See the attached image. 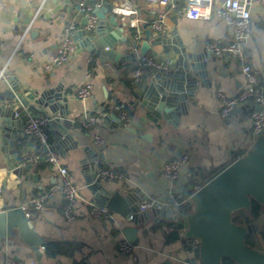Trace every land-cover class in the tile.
<instances>
[{"label":"crops","instance_id":"crops-1","mask_svg":"<svg viewBox=\"0 0 264 264\" xmlns=\"http://www.w3.org/2000/svg\"><path fill=\"white\" fill-rule=\"evenodd\" d=\"M83 1L94 8L99 0H0V94L8 91L9 81L14 77L39 92L56 86L63 88L68 96L65 107L68 111L63 120L73 137L66 139L60 129L51 124L49 132L53 144L56 145L60 138L62 146L56 147L60 163L68 168L82 195L78 202L79 216L74 220L62 213L64 198L60 192L46 198L43 211H36L32 200L60 183L58 171L44 159V148L29 136L27 142L17 141L19 162L21 166L28 164L23 162L24 154H32L36 160L27 174L16 173L10 166L12 152L4 149L3 132L0 131V210L22 206L34 217L35 229L47 242L41 246L42 257L38 259L30 244L16 232L2 240L0 264H5L8 255L15 256L18 264H193L180 256L186 242L194 239L185 237L186 229L177 220H156L152 214L136 224L131 214L123 217L113 212L114 220L90 215L89 203H102L89 188L84 163L87 160L93 172L101 167L125 174L121 180L102 181L111 193L120 190L126 194L139 189L146 196L177 208L180 213L184 212L185 202H190L193 210L190 195L195 180L190 173L196 172L201 178L210 180L251 150L257 139L252 131L251 105L239 106L224 117L217 96L218 91L234 96L246 86L240 58L210 54L206 49L212 41L226 43L231 28L215 18H188L184 13L185 0H177L174 4L123 0L122 7L136 12L117 13L128 41L118 40L115 49L123 54L135 52L136 60L103 61L86 48H77L65 63L49 68L67 24L75 22V33L81 29L86 17L80 10ZM107 1L101 0L102 5ZM161 15L167 27L165 34L151 27ZM252 20V36L245 52L247 62L264 85V4L253 6ZM147 30H151V48L147 56L160 64L156 70L165 66L171 70L177 58L172 47L166 49L156 41L160 35L174 36L177 46L188 52L207 55L205 84L198 80L194 97L186 99L189 104L179 119L136 104L138 97L134 90L138 80L153 70L140 63V46ZM136 40L138 44L134 47L132 43ZM91 62L95 63L94 67ZM88 82L93 85L92 94L85 99L78 98L75 88ZM118 100H132L129 122L122 119V110L116 108ZM113 113L118 119L113 118ZM85 114H100L101 120L96 126L84 127ZM33 115L45 116L42 113L30 116ZM95 135H100L105 143L98 144ZM21 148H25L22 153ZM183 152L189 153L190 160L179 176L176 179L164 176L162 166ZM143 202L145 200L140 204ZM236 215L242 217L240 223L257 225L261 232L251 235L248 243L264 248V205L260 204L257 214L251 208L238 210ZM128 226L137 228L138 240L135 244L130 242L133 246L130 252L123 253L119 250V242L127 239L123 231Z\"/></svg>","mask_w":264,"mask_h":264},{"label":"water","instance_id":"water-1","mask_svg":"<svg viewBox=\"0 0 264 264\" xmlns=\"http://www.w3.org/2000/svg\"><path fill=\"white\" fill-rule=\"evenodd\" d=\"M115 3L116 0H108L100 7L94 5L98 22L92 31L86 30L88 19L83 18L81 29L74 34L78 50L86 48L103 61L112 59L123 63L136 60L135 52L123 54L115 49L118 40L128 41V37L123 34L124 24L119 22L113 9ZM150 35L151 30H147L146 39L140 46V57L146 56L151 48ZM156 41L164 44L166 49L172 47L177 58L171 70L153 69L140 77L138 87L134 90L138 97L136 104L145 106L151 112L179 119L189 104L186 99L194 97L198 80L205 84L204 78L208 75L207 55L194 54L178 47L177 38L174 36L160 35ZM132 44L136 47L137 40ZM16 78L9 81L8 91L0 94V131L3 132L4 149L12 152L10 166L18 174H27L28 168L33 164L21 166L16 147L19 139L27 142L30 138V135L24 133V126L31 114H44L52 119L50 124L58 127L66 139L73 136L69 133L70 127L63 120L68 111L65 108L68 106V96L63 88L56 86L39 92L35 88L19 83ZM105 94L108 95L106 87ZM112 116L118 119L116 114L113 113ZM31 138H35L39 146L44 148L46 152L44 159H47V146L41 144L35 136ZM59 140L60 138L55 147L62 146ZM24 150L25 148H21V153ZM84 164L89 188L95 194V199L105 204L112 212L123 217L131 214V220L136 224L149 219L152 214L156 220H177L186 229L185 237L197 242L194 247L186 245L180 253L181 258H186L188 262L264 264V248L248 243V238L261 230L254 222L244 224L234 219L236 211L250 210L254 201L264 205V131L257 135L251 150L237 158L191 195L194 204L191 212L180 213L177 208L156 199L149 210L143 211L140 209V203L143 200L151 201L153 198L146 196L139 189L129 190L126 194L120 190L111 193L103 186L101 178L97 177V171L93 172L91 167L87 166V160ZM33 219L34 217L22 206L0 210V246L3 239L18 232L22 240L30 244L36 257L41 259L40 248L47 242L38 234ZM123 232L131 243L137 242L136 227L128 226Z\"/></svg>","mask_w":264,"mask_h":264},{"label":"built area","instance_id":"built-area-1","mask_svg":"<svg viewBox=\"0 0 264 264\" xmlns=\"http://www.w3.org/2000/svg\"><path fill=\"white\" fill-rule=\"evenodd\" d=\"M121 1L116 0L113 7L116 13H135V9H128L121 6ZM149 3H169L174 4L177 0H147ZM257 4H264V0H185L184 13L191 19H204L212 20L218 19L224 21L230 28L231 33L226 43L209 42L207 44V51L210 54L222 55L230 54L233 57L240 58L243 61L242 70L246 78V86L236 95L229 96L222 91L217 92L218 99L221 104V112L224 117H228L232 111L242 105L250 104V119L252 123V131L257 136L264 131V85L261 83L259 76L254 70L251 63L247 62V54L245 47L248 40L252 36L253 20H252V8ZM97 6H102L101 0L96 2ZM80 10L85 14L88 21L85 26L87 31H92L98 22L97 16L94 13V8L91 5L86 4L85 1L80 3ZM75 22H70L64 29L61 37L58 53L53 57L52 62L48 65L51 68L54 65H61L65 63L69 55L73 53L77 48V42L74 39V33L76 31ZM152 29L158 33H167V27L164 23L163 16L155 19L152 22ZM140 63L143 66L153 69L160 68V64L150 56L140 57ZM162 70L169 71L168 66L163 67ZM137 72V75H140ZM2 75V74H1ZM93 85L88 82L75 88V95L80 99L88 98L92 94ZM132 107V100L126 102L124 100H118L116 108L122 110L121 117L127 122L130 121L127 110ZM51 118L46 116H30L25 123L24 133L30 136H35L39 142L46 145L48 148L47 160L58 171L61 178L59 184L52 186L46 192L39 194L32 200V207L36 211H43L46 207V198L54 193L60 192L64 198V205L62 207V213L69 220H74L79 216L78 202L81 198V191L78 185L71 179L69 170L66 166L62 165L59 160V152L57 151L55 144L50 140L49 124ZM101 120L100 114H85L82 119V125L84 127L96 126ZM95 140L98 144L105 143L104 139L100 135H95ZM36 160V156L32 154H24L23 162L32 163ZM190 155L187 152H183L168 162H166L162 168V174L170 179H176L182 167L188 163ZM194 178L195 183L193 186V192L191 195L202 188V186L208 181L196 173H190ZM97 177L102 181L109 179H124L125 174L110 168H98ZM190 195V197H191ZM155 199L151 201H145L141 204V210H148L153 206ZM89 214L95 217L114 220L113 212L105 205L91 201L89 203ZM29 214V213H28ZM187 246L194 247L197 245L195 240L186 242ZM132 244L127 239H123L119 242V250L123 253L130 252ZM5 264H18L15 256L8 255L5 258Z\"/></svg>","mask_w":264,"mask_h":264},{"label":"trees","instance_id":"trees-1","mask_svg":"<svg viewBox=\"0 0 264 264\" xmlns=\"http://www.w3.org/2000/svg\"><path fill=\"white\" fill-rule=\"evenodd\" d=\"M94 64H95L94 62H91V67H94ZM127 112H128V115L130 116L131 115V111L128 109ZM50 140H51V135H50ZM259 209H260V204H258L257 202L254 201L253 204H252L253 213L257 214L259 212ZM182 210L183 211H187V212L191 211L192 210L191 203L190 202H185L182 205ZM234 219H235L236 222H242L243 221L242 217L239 216V215L234 216Z\"/></svg>","mask_w":264,"mask_h":264}]
</instances>
